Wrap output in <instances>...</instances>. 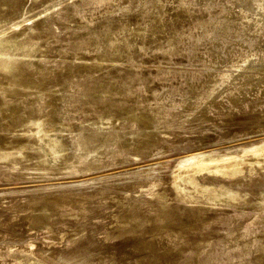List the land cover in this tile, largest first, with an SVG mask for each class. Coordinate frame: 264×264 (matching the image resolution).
I'll return each mask as SVG.
<instances>
[{"label":"rangeland","instance_id":"rangeland-1","mask_svg":"<svg viewBox=\"0 0 264 264\" xmlns=\"http://www.w3.org/2000/svg\"><path fill=\"white\" fill-rule=\"evenodd\" d=\"M161 1L165 6L163 17L154 18L150 24V28L154 29L156 34L153 43L159 41L158 45L167 43L168 38L174 35L176 31H172V27L177 26L179 29L184 27L183 31H186L192 26L191 22L196 16L195 13L197 14L193 6L179 7L174 0ZM32 2H36L33 6L35 8L30 7ZM50 2L0 0V98L14 99L11 104L2 107L0 264H58L56 253L79 245L89 237L94 226L97 239L105 248L95 253L94 259L98 264H140L142 258L152 255L148 249L141 250L136 246V241L141 236L158 241L159 252L167 249L161 247L162 244H167L169 249L174 248V246L170 247L173 241L167 238L151 237L158 231L154 232L155 223L147 222L146 218L151 215L156 216L162 209L171 210L180 205L179 197L183 199L181 206L185 209L199 210L204 223L209 227L201 231L205 226L195 225L189 217L171 222L170 227L171 230L174 229L173 232L185 233L180 240L182 244L178 246L183 251H178L179 257L173 260V264H201L199 260L204 250L208 249L203 247L201 237L205 234L202 233L210 231L215 237L218 236L217 234L220 235V232L224 231L221 228L222 222L235 221L248 224L258 220L259 226L264 225V197L261 198L259 191L248 190L245 187V183L253 179L264 180V63H255L259 56L255 54L249 56L251 62L248 65L245 64L242 69L235 71L234 78L218 92L215 90L209 94L203 103L198 104L195 103L197 96L190 93L193 77H189L187 81L185 76L181 75L184 71L195 68L189 64L185 56L170 57L171 60L165 58L162 52L167 50L168 46L159 51L151 50L144 55V60L141 61L140 66L137 64L136 69L132 66L130 68V64H127L126 71L122 70L126 60H123L125 64H115L117 67L112 69L114 72H109L107 70L109 62L106 57L101 56L102 53L96 52L97 55L101 54V57L94 56L95 53L92 51L79 54L83 57L75 60L77 72L93 67L96 72L91 77L105 80L102 92L105 100H114L116 91L121 87L133 86L137 72L141 71L140 79L145 80L147 85L154 86L156 95L163 97L168 95L164 104L161 101V104H158L153 98L154 101L150 100L153 106L148 104L150 106L148 108L150 110L155 106L167 108L171 110L172 115L165 119L166 122L155 124L154 128L146 130L152 137L155 134L157 136L148 147L138 149L131 147L119 155L115 151L116 146L110 145L107 150L100 149L93 152L85 163L78 165L79 170L76 173H65L64 165L69 157L66 138L79 122L75 120L70 125H65L47 116L40 122L31 123V120L27 123L30 103L43 89L56 94L58 88H61L59 85L61 81L72 84L74 81L89 79L80 74L72 75L73 72H68L65 68L64 73L68 74L61 80L62 77L57 76L59 72L55 69L59 61H62L58 53L65 55L76 53L71 52L68 46L74 42L81 43L78 33L85 22L93 20V23L97 24L105 16L116 15L119 20L127 19L129 22L134 14L139 15L141 7L134 9L130 14L120 15L121 12L117 13L116 10L126 0H115L103 7L98 6L94 0L86 2L79 0L71 5L69 21H58L55 31L48 32L46 27L45 30H41L37 22L40 9ZM25 3H28L29 10L23 11ZM244 3L229 4L231 9L234 8V13H237ZM250 4L253 6L252 3ZM237 16L239 15L234 14L229 17L231 24H238L237 27H240V24L244 26L247 22L253 24L248 26L246 33L254 41L257 40L260 46L259 53L264 55V8L259 11L251 8L248 16L236 18ZM151 17L152 14L149 16L142 14L139 21L135 20L134 32L143 31ZM178 32L180 31H177V34ZM85 34L87 38L89 33ZM239 43L225 42L224 49L219 48L220 51L215 52V55L220 56L221 59L224 54L236 56L239 47L244 48L246 45ZM93 48L91 46V50ZM211 49L210 44H200L196 52H199L198 57L204 54L211 59L213 54ZM64 59L67 65L70 64V57L65 56ZM43 60H46V65ZM214 64H219L220 68L229 65L228 61L221 62L218 59ZM250 65H255V69H251ZM248 74L251 82L246 80L244 85L243 80L247 78L244 76ZM199 75L202 74L197 73L195 79L199 78ZM205 88H208L207 82ZM201 90L202 88L196 90V93L199 94ZM184 97L187 99L185 100ZM141 110L137 112L146 116L143 114L144 109ZM131 112L129 107L122 108L119 113L110 112L108 116L110 125L120 132L124 128L123 125H127L125 131H133L136 124L130 117L133 114ZM177 114L182 115L183 120L187 117V121L182 127H172L171 130L168 126L169 122L171 123ZM87 116V114L82 116V123L94 126V122L99 119L98 116L100 117V112ZM131 135L133 133L129 132L128 137ZM252 143L259 145V148L248 149ZM187 145L194 147L188 148ZM181 147L184 149L182 150ZM201 151L204 153L199 156L198 162L190 160L186 161L184 166L174 168L176 158ZM88 167L90 170L85 171L84 169ZM148 168H152L154 175L158 177L154 194L148 193L149 187L122 190L121 186L129 180L125 172ZM173 169H175V178L179 181L178 190L172 184ZM80 180H88L91 183V190L100 189L102 186L110 188L108 205L102 215L95 216L87 209L77 214L61 215L47 204H40L36 212L32 209L31 198L46 199L48 193L66 187V183L70 184L68 187L77 189L75 185ZM143 196L151 200L150 206L142 204L137 209H131L130 200L142 199ZM82 202L85 204L87 199ZM217 211L230 217L221 218L218 222L213 218ZM34 213L42 214L43 218V222L35 226L30 222ZM136 223L144 224L148 230L140 234L124 231L126 228H132L130 226ZM259 235L260 233L257 237ZM126 250L133 251L134 256L124 255L122 251ZM142 251L146 255H142ZM186 257L188 258L185 260ZM109 259L112 260L107 261Z\"/></svg>","mask_w":264,"mask_h":264},{"label":"bare ground","instance_id":"bare-ground-1","mask_svg":"<svg viewBox=\"0 0 264 264\" xmlns=\"http://www.w3.org/2000/svg\"><path fill=\"white\" fill-rule=\"evenodd\" d=\"M45 1L51 2L49 5L43 6V8L40 9L37 26H39L41 30H45L46 27L48 32H53L55 31L58 21H69L68 14H70L71 5L79 0H42V2ZM83 1L86 2L87 0ZM112 1L115 0H94V2L101 7L108 6ZM174 2H176L179 7H183V5L195 7L197 14L194 12L196 16L193 22H191L192 26H188L189 28H187L186 31H183L184 27H182V29H179L177 26L172 27L171 30L176 32L173 33L174 35H171V38H168L169 40L167 43L165 42L163 45H158L159 41L153 43V37H155L156 34L154 29L150 28L151 21L154 18L163 17V10L165 7L162 5L163 2L161 0H126L123 5L119 6L116 12H121L120 15H127L132 13L134 9L141 7L139 15L134 14L129 22H127V19L119 20V17H117L118 15L109 17L105 16L104 19L97 24H94L93 20H88L79 29L78 36L81 38V43L78 44V42H74L68 46L71 52L76 53H72V55L58 53L59 56L62 57V61H59L58 67L56 65L55 69L56 72H59L57 73V76L59 75V78L62 77L61 80L65 79V76L67 77L68 73L65 75L63 70L65 68L68 69V72H73L72 75L80 74L81 76H87L89 79L87 81H74L72 84L71 82L68 84L65 82V84L61 81L59 84L61 88H58L56 94L53 93V91L46 92L44 89L39 91L40 93L37 98L30 103V111L27 113L29 116L26 118V122L28 123V121L31 120V123L40 122L47 116H50L65 125H70L72 121L75 122V120H78L79 124L75 126L74 130L69 132L66 138L69 157L64 165L65 173H76L77 170H79L78 165L85 163L86 159L93 152L100 149L107 150V147L110 145L116 146L115 151L119 155H122L131 147L136 149L148 147V144L157 136L155 134L152 137V135L147 133L146 130L154 128L155 124L158 125L166 122L169 115H172L171 110L167 108L162 109L157 106L151 110L148 108L153 106V103H151L152 101H150L153 100V98L156 99L158 104H161V102L164 104L166 103L165 99L168 95L166 97L160 96L159 94L156 95L154 93V86L147 85L145 80L140 79L141 71L137 72V78L133 86L121 87L119 91H116L117 95L114 100H112L113 102L107 99L105 100L102 95L105 80H98L91 77L93 76V73L96 72L93 67L88 70H81L82 72H77V63L75 60L83 57L79 54L83 55V52L92 51L95 53L94 56L99 55V57H106L109 62L107 70L109 72H114L112 69L117 67L116 65L120 63L125 64L123 60H126V65L122 66V70L127 68V64H130V68L134 67L136 69L141 61L144 60V55L150 53L151 50L157 49V51H159L168 46L167 50L162 52L164 53L165 58L170 59V57L185 56L188 58L189 64L195 68L184 71L181 75H184L185 80L187 81L190 79L189 77H193V83L192 86H190V93L197 96L195 97V103L198 102V104H200V102L203 103L209 94H212L215 90L218 92L221 87L230 81V79L234 78L235 71H239L245 64L248 65L251 62H249V56H252V54L259 56L257 62H255L256 64L264 63V55H262L263 53H261V55L259 53L260 46L258 45L257 40L255 39L254 41L246 33L248 26L250 27L253 24L247 22L246 25L242 26V24H240V27H237L238 24H231L229 21V17H232L234 14H238L242 18L246 17V15L248 16V12L251 11V8H256V10L259 11V9L264 8V0H251V2L250 0H174ZM230 2L231 5L232 3H235L236 5L245 3L239 12L234 13V8H230ZM249 2L252 3L253 6H250L251 4ZM28 3H25L26 7L24 6V8H22L23 11L29 10L27 8ZM35 3L32 2L30 7L32 6V8H35L33 7ZM255 5L256 7H254ZM142 14L148 16L152 14L150 22L146 24V28L143 31L134 32L133 22L137 19L139 21ZM66 27L68 28L67 25ZM177 31L180 32L177 34ZM85 33H89L87 38V34ZM229 41L231 43L240 42L241 44L244 43L246 45H244V48L239 47V52H237V54L235 53L236 56L224 54L223 59L225 60H223L220 56H216L215 52L224 49L225 42ZM200 44H210L213 52L211 59L205 57L204 54H201L203 55L202 57H198L199 52L197 53L196 50ZM91 46L94 47L93 50H91ZM96 52L102 53L103 55H97ZM65 56L70 57L71 59L70 64L68 65L66 64V59H64ZM233 56H235L234 59ZM217 59L221 62L228 61V67L220 68L218 66L219 64L215 65L214 63ZM43 62H45V64H42H47L46 60H43ZM255 67V65H250L251 69H255ZM192 70L196 74L192 72ZM199 72L202 75H199V78L195 79V75ZM244 78H246L243 80L244 85H246V80L247 82H251L248 79L251 78L250 74L244 76ZM164 81L165 80H163V82ZM206 82L208 83V88H205ZM200 88H202V90L199 94L196 93V90H199ZM184 99L186 100L187 98L184 97ZM13 101V98H0V132L3 128L1 126L3 116L2 107L11 104ZM124 107H129L132 110L131 113L133 114L130 115V117L136 124L133 131H125L127 125H123L124 128L121 132L110 125L108 118L110 112L115 111L116 113H119ZM141 109H144L145 112L143 114L146 116L137 112ZM96 112H100V117L98 116L99 119L94 122V126H90L89 123H82V116L84 114H87V117H89ZM105 113L107 114L102 116ZM176 116L177 117L171 123L169 122L168 126L171 130L173 129L172 127H182L187 121V117L183 120L182 115L177 114ZM89 129L92 130L90 131ZM127 132H132L133 135L128 137ZM186 147L192 148L194 146L187 145ZM250 147L248 149L255 150L259 148V145L252 143ZM197 150L199 151V149ZM202 153H204V151L187 153L184 156H180L179 158H176L173 166L176 169L184 166L186 161L195 160V162H198L200 160L199 156H201ZM3 159H5V157ZM175 169H173L174 180L172 181V184L174 188L178 190L179 181L175 178ZM84 170H90V168L88 167ZM154 173L155 172L152 168H148L147 170L138 169L127 171L124 174H128L126 176L129 180L124 182V186H121V188L122 190L125 189L124 191H127L149 187L148 193L154 194L153 191L158 182V177L157 175H154ZM90 184L91 183H89L88 180H80L75 185L77 186V189H72V187H68L70 184L66 183V187H61L58 191L48 193L46 199L36 197L31 198V207L36 212V210L39 209L40 204H47L51 209L57 210V213L61 215L77 214L79 212H85L87 209L91 214L100 216L108 205L107 201L110 188L102 186L100 189L91 190ZM245 187L248 190L259 191L261 198L264 197V180L258 181L253 179L252 181H249V183L246 182ZM143 198L131 199L129 202L130 208L134 210L141 207L142 204H148L150 206L151 200L145 196H143ZM85 199H87V202L83 204L82 201ZM182 200L183 199L179 197L180 205L178 204L171 210L162 209L160 213L156 214V216L151 215L146 218L147 222L155 223L154 232L158 231L157 234L151 235V237L159 236L167 238L168 240L173 241L170 247L174 246V248L169 249L167 244H162L161 247L167 249L159 252L160 247L158 246V241H154V238L148 239L141 236L137 239L136 246L141 250L148 249L152 255L148 258H142L140 264H167V262L168 264H173V260L179 257L178 251L182 252L183 249H179L178 246L182 244V241L180 240L185 236V233L181 234L179 232H173L174 229L171 230L170 224L173 220L177 222V220H180L182 217H189L195 225L205 226L204 228H201V231L209 227L204 223V220L201 217L202 214L199 210L194 208H183V206H181ZM242 214L244 213L242 212ZM227 217L230 216L217 211L213 218L219 222L221 218L226 219ZM30 222L33 226L42 223V214L34 213L30 218ZM252 222H248V224L240 222L236 223L235 221L222 222L221 228L224 231L220 232V235L217 234L218 236L216 237L213 236L210 231H203L204 233L202 234H205V236L201 237V240L204 243L203 247H208V249L204 250V254L199 260L200 263L264 264V225L259 226L258 224L260 223L258 220H253ZM130 227L132 228H126L124 231H134L137 232V234H140L141 232L143 233L148 230V227L144 226V224L140 225L136 223L134 226ZM96 232L94 226L89 237L84 239L79 245L68 250L64 249L63 251L57 252L56 260H58V264H98L96 259H94L95 253L105 248H103L102 243L97 239ZM258 233H260L259 237H257ZM122 253L124 255L132 254V256H134L133 251L126 250L122 251ZM142 255L146 254L142 251ZM111 257L114 259L113 255ZM255 257L258 259H255ZM187 258L188 257H186L185 260ZM112 259L107 261H111ZM22 260L24 261L23 258Z\"/></svg>","mask_w":264,"mask_h":264},{"label":"water","instance_id":"water-1","mask_svg":"<svg viewBox=\"0 0 264 264\" xmlns=\"http://www.w3.org/2000/svg\"><path fill=\"white\" fill-rule=\"evenodd\" d=\"M181 149L183 150L184 148L181 147Z\"/></svg>","mask_w":264,"mask_h":264}]
</instances>
